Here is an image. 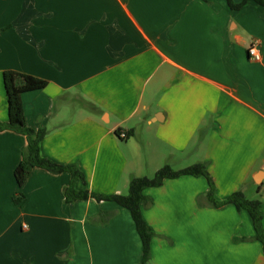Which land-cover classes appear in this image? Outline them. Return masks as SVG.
<instances>
[{"label":"crops","instance_id":"obj_1","mask_svg":"<svg viewBox=\"0 0 264 264\" xmlns=\"http://www.w3.org/2000/svg\"><path fill=\"white\" fill-rule=\"evenodd\" d=\"M6 70L46 82L21 95L25 124L46 130L42 158L78 175L34 167L18 188L13 172L28 139L0 131V264H140L127 209L67 195H125L132 178L203 162L216 205L204 176L142 190L150 264H264L248 212L228 203L241 190L264 214V7L0 0V125Z\"/></svg>","mask_w":264,"mask_h":264},{"label":"trees","instance_id":"obj_2","mask_svg":"<svg viewBox=\"0 0 264 264\" xmlns=\"http://www.w3.org/2000/svg\"><path fill=\"white\" fill-rule=\"evenodd\" d=\"M206 1V0H202ZM228 7L233 10H239L247 2L252 1L255 4L264 7V0H242L238 4L232 3L231 0H225ZM3 86L5 91L7 103V123L0 125V131L10 129L27 136L28 144L22 151V157L16 168L14 169L13 176L16 185L20 188L27 179L30 170L34 167L42 168L52 173L69 172L72 175H78L77 171L71 167L57 166L49 160L42 158L39 154V141L45 137L46 130L33 131L28 128L24 120L23 105L21 95L25 92L40 90L46 86V82L31 75L19 73L16 71L6 70L3 72ZM93 106H89L92 110ZM117 137V132H116ZM180 175L204 176L207 180L209 191L208 198L212 201V205H216L212 197V181L208 175L206 163H197L182 170L173 171L169 165H164L156 171L152 178L140 177L132 178L129 181L128 194L126 195H108L105 197L94 196L88 192H75L70 191L67 198L70 201L76 199H86L93 197L97 200L113 201L119 206L127 209L134 222L136 231L141 241L142 253L140 264H150V240L154 233L144 222L141 215V206L146 202V198L142 195V190L148 187H156L162 184L165 179L176 178ZM23 196L19 193L13 198L15 203H19ZM228 203L234 205L237 210L245 209L252 221L255 231L254 238L262 244V253H264V230H262L261 220L264 217L259 211L258 200H248L245 198L241 190L236 191L228 199Z\"/></svg>","mask_w":264,"mask_h":264},{"label":"built area","instance_id":"obj_3","mask_svg":"<svg viewBox=\"0 0 264 264\" xmlns=\"http://www.w3.org/2000/svg\"><path fill=\"white\" fill-rule=\"evenodd\" d=\"M247 53H248V56L249 58L254 61V62H258L260 61V53L258 51V47L256 44H252L248 47L247 49ZM128 134H126V132H117V138L119 140H125L128 138Z\"/></svg>","mask_w":264,"mask_h":264},{"label":"rangeland","instance_id":"obj_4","mask_svg":"<svg viewBox=\"0 0 264 264\" xmlns=\"http://www.w3.org/2000/svg\"><path fill=\"white\" fill-rule=\"evenodd\" d=\"M155 174V173H154ZM148 176V175H147ZM154 175L152 174V176H150V178H152ZM128 194V193H127ZM255 194V193H254ZM126 195V194H125ZM258 199L260 198V196H257ZM249 199H255L251 194L249 195Z\"/></svg>","mask_w":264,"mask_h":264},{"label":"water","instance_id":"obj_5","mask_svg":"<svg viewBox=\"0 0 264 264\" xmlns=\"http://www.w3.org/2000/svg\"><path fill=\"white\" fill-rule=\"evenodd\" d=\"M257 178H259V177H257Z\"/></svg>","mask_w":264,"mask_h":264}]
</instances>
